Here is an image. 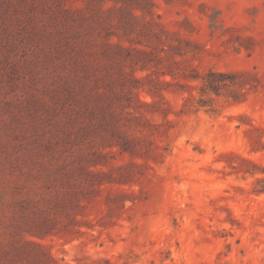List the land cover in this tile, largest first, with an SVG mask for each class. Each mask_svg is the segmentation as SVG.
<instances>
[{"label":"rangeland","instance_id":"obj_1","mask_svg":"<svg viewBox=\"0 0 264 264\" xmlns=\"http://www.w3.org/2000/svg\"><path fill=\"white\" fill-rule=\"evenodd\" d=\"M0 264H264V0H0Z\"/></svg>","mask_w":264,"mask_h":264}]
</instances>
